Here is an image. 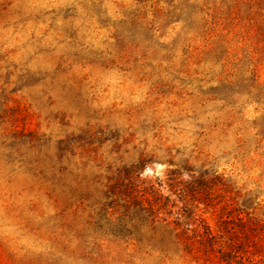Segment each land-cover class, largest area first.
<instances>
[{
    "label": "rangeland",
    "instance_id": "1",
    "mask_svg": "<svg viewBox=\"0 0 264 264\" xmlns=\"http://www.w3.org/2000/svg\"><path fill=\"white\" fill-rule=\"evenodd\" d=\"M123 167L209 199L98 230ZM0 264H264V0H0Z\"/></svg>",
    "mask_w": 264,
    "mask_h": 264
},
{
    "label": "trees",
    "instance_id": "2",
    "mask_svg": "<svg viewBox=\"0 0 264 264\" xmlns=\"http://www.w3.org/2000/svg\"><path fill=\"white\" fill-rule=\"evenodd\" d=\"M68 146V141L64 143L61 141L59 145L60 155L66 152ZM133 169H140V165L135 164ZM122 171H125L126 176L118 177L109 183L103 198L97 203L95 202V206L87 214L89 224L98 230L113 232L115 236L132 238L144 221L153 218L167 220L175 206H178V210L176 211L177 215L172 219L173 223L183 225L185 229H188L194 221V216L197 215V206L193 205V201L198 200V203H201V201L206 202L209 199L207 197L210 194L208 192V189L211 188L210 180L203 176L174 180V177L182 176V172L171 170L167 185L171 192L178 195L179 200L182 201V206L173 201L172 208H170L168 206L170 194H166L161 188H155L153 183L143 185V182H136L133 180L134 178H130L131 169L123 167ZM159 185L162 186V184ZM200 193H203V196H199ZM201 198L203 199L201 200ZM166 212L169 214H162ZM199 221V225L204 229L201 242L205 246L216 248L220 252V258L228 260L230 253L235 251L233 246H230L227 240L223 238L222 232L214 235L203 217L200 216ZM231 235L233 234L231 233Z\"/></svg>",
    "mask_w": 264,
    "mask_h": 264
}]
</instances>
